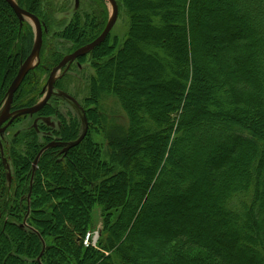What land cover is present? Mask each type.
Here are the masks:
<instances>
[{
    "label": "trees",
    "instance_id": "obj_1",
    "mask_svg": "<svg viewBox=\"0 0 264 264\" xmlns=\"http://www.w3.org/2000/svg\"><path fill=\"white\" fill-rule=\"evenodd\" d=\"M15 1L47 32L13 111L36 105L64 58L48 43L43 0ZM116 1L130 15L122 46L108 35L77 59L95 70L84 118L58 113L53 137L30 129L7 141L28 116L18 117L0 139V264H264V0ZM93 19L60 33L72 52L103 32L107 13ZM34 45L31 25L0 0V108ZM127 69L168 78L143 96L145 86L116 80ZM55 95L34 116L55 115ZM97 209L102 236L85 246Z\"/></svg>",
    "mask_w": 264,
    "mask_h": 264
},
{
    "label": "rangeland",
    "instance_id": "obj_2",
    "mask_svg": "<svg viewBox=\"0 0 264 264\" xmlns=\"http://www.w3.org/2000/svg\"><path fill=\"white\" fill-rule=\"evenodd\" d=\"M140 1H141V5L144 4L146 1H151L153 4H156L157 2H163V0H139V2ZM178 1L179 0H173V3L177 4ZM42 7H43L44 13L48 15L49 22H50L51 34H49L48 43L51 44L52 47L58 53L63 55V57H66L67 55L73 53L72 52L73 44L65 39H61L63 36L60 35V33H62L67 27L71 26L72 24L78 25L81 27L86 25L90 20L93 21L94 20L93 18L95 17V13H99V12L107 13V20L105 22V28H106L109 20L111 19L112 13H113L112 4L108 0H43ZM143 7L145 6L143 5ZM143 7L142 9H145ZM212 11L213 13H219L218 10H215V11L212 10ZM137 14L139 15L138 16L139 24L142 26L147 24V19L145 18V12L144 11L137 12ZM146 14H147V11H146ZM25 21L29 23L31 27L33 28V32L35 34V42H36V27H35L34 22L29 19H25ZM45 28L47 29L46 26ZM87 29L89 30L90 28L88 27ZM129 29H130L129 12L125 6H122L121 8L119 6L118 19L116 21L115 26L113 27V29L111 30L109 34L108 40L110 39V42L116 41L117 46L119 43L118 47L122 46ZM84 40H85V37L83 36L81 37L80 42ZM138 46L142 49H145V43L143 42L138 43ZM39 60L40 58H36V57L33 59L34 61L33 66H32L33 69H35L39 65ZM92 60L93 58L87 57L81 65H79V63L76 61L74 62V66H72L73 68L64 69L62 71L63 72L62 74L61 73L58 74L60 75L58 78L59 80L67 73L65 79H63L62 81V84L60 87L61 89H56V86L54 89L55 94L57 93V96L56 95L55 96L59 98L58 100H55L52 104L53 108L57 109V111H55L56 112L55 115L46 114L42 116H39V115L34 116L36 115L35 113L33 115L20 116V117H24V116H28V117L18 121V123L12 126V128L7 132L6 140L11 141L16 136H22L30 129H35L39 133V142L42 141L43 137L45 136L51 137L52 135H54L52 131L59 130L62 125L61 120L58 118V113H60L62 116H67V117L69 113H71L73 116L74 115L77 116L80 120L83 119L84 118L83 114L85 111L84 103L90 91L89 88H90V83H91L90 82L91 75H94L95 73L94 72L95 70L93 69L92 63H91ZM132 61L144 66L146 69L145 73H148L149 70L146 68L147 66L146 62L142 61L141 58H139V54H136L133 57ZM7 73H9V71H7ZM167 74L168 72L165 70L162 77L158 80L152 79L150 77H142L141 80H138L135 77L134 73L132 72V69H127L125 73L121 74L122 77L119 76L118 74V76L116 77V80L118 81L120 78H122L121 79L122 81L124 80V81H127L129 84L136 85L137 88H140L141 86H145L144 89L142 90L140 89V94L144 96L147 94L149 90H152L155 87H157L159 83H166L165 81L168 78ZM48 78L49 77L43 76V78L41 79V82H43L44 79L46 80H45V83L42 85V88H41V84L39 86V88H41L39 92L40 91L41 92L39 94V97H37L35 101L36 104L40 103L47 93ZM36 93H37V90H36ZM4 105L5 103L0 108V114L2 113L4 109ZM109 105L113 107L115 104L111 102ZM154 105L159 107L161 106V103H155ZM22 109H25V108H22ZM22 109H19V110H22ZM11 125L9 127H11ZM41 126H44L46 130L42 131ZM48 129H51V130L49 131ZM203 206L204 205H202V207ZM181 210L184 211L183 208H181ZM191 210L193 211L195 210V208H191ZM94 216H95L94 224L89 232H92V233L94 232L95 235L97 234L96 237H98V239L95 240V243H98V240L102 236V232H103V218L101 217L100 209L96 210V213ZM174 218L176 219V221H179L181 223H184L186 219V217L185 218L181 217L180 214L179 215L177 214L176 217ZM168 224H171V223H168ZM148 243L151 244L155 250H158V249L160 251L163 250L166 253H168L170 250L163 241L150 240Z\"/></svg>",
    "mask_w": 264,
    "mask_h": 264
},
{
    "label": "water",
    "instance_id": "obj_3",
    "mask_svg": "<svg viewBox=\"0 0 264 264\" xmlns=\"http://www.w3.org/2000/svg\"><path fill=\"white\" fill-rule=\"evenodd\" d=\"M6 1L12 7L15 14L18 16V18L21 21L23 19H29V20L34 22L35 27H36V42H35V45H34V48L31 52V54L27 57V59L21 65L16 77L14 78V80L12 81V83L8 89L7 99H6V102L4 105V109H3L2 113L0 114V137H2L4 135L6 130L9 128V126L14 122V120L16 118L23 116V115H33L35 113H38L41 109H43L48 104L49 100L51 99V97L54 94L55 83H56V80L60 76L58 74H60L63 69H68L69 66L73 62H75L78 58L87 55L88 53L93 51L96 47L101 45L106 40L108 35L110 34L111 30L113 29L114 25L116 24V21L118 19V15H119V8H118L116 1L115 0H108L112 4L113 13H112L111 19L109 20L106 28L101 33V35L98 38H96L94 41L89 43L88 45L83 46V47L77 49L76 51H74L73 53L64 57L60 61V63L56 67L53 68V70L50 73L49 79H48L47 94L45 95V97L43 98V100L40 103H38L32 107H28V108H25V109H22V110H19L16 112H12L11 109H12L14 95H15L17 89L19 88L20 84L22 83L23 79L27 75V73L31 69H33V67H32L33 65L31 66L33 59L35 57L39 58L40 50H41L42 44H43V31H47V29L45 28L44 23H42L37 16H35L31 12L19 7V5L15 2V0H6ZM84 136L85 135H83V137ZM51 146H53V143L47 145L46 147H44L39 152V154L36 158V161L34 162V169L36 168V165H37L40 157L42 156V154L47 149H49Z\"/></svg>",
    "mask_w": 264,
    "mask_h": 264
},
{
    "label": "built area",
    "instance_id": "obj_4",
    "mask_svg": "<svg viewBox=\"0 0 264 264\" xmlns=\"http://www.w3.org/2000/svg\"><path fill=\"white\" fill-rule=\"evenodd\" d=\"M97 235V234H96ZM96 235L94 233H88L83 241L85 246H90L95 244Z\"/></svg>",
    "mask_w": 264,
    "mask_h": 264
},
{
    "label": "bare ground",
    "instance_id": "obj_5",
    "mask_svg": "<svg viewBox=\"0 0 264 264\" xmlns=\"http://www.w3.org/2000/svg\"><path fill=\"white\" fill-rule=\"evenodd\" d=\"M33 62H34V61H32L31 66L33 65Z\"/></svg>",
    "mask_w": 264,
    "mask_h": 264
}]
</instances>
